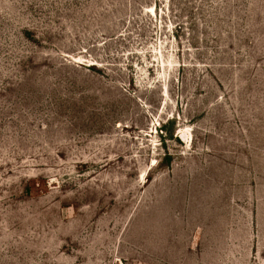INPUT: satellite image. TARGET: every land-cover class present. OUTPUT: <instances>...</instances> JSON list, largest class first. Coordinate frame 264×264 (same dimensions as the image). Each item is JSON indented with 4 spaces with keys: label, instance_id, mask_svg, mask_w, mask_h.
Returning a JSON list of instances; mask_svg holds the SVG:
<instances>
[{
    "label": "rangeland",
    "instance_id": "374dc122",
    "mask_svg": "<svg viewBox=\"0 0 264 264\" xmlns=\"http://www.w3.org/2000/svg\"><path fill=\"white\" fill-rule=\"evenodd\" d=\"M0 264H264V0H0Z\"/></svg>",
    "mask_w": 264,
    "mask_h": 264
}]
</instances>
